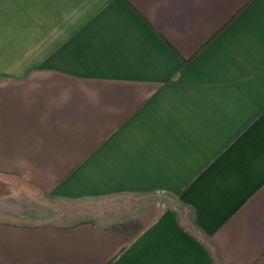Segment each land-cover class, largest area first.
Instances as JSON below:
<instances>
[{
	"label": "crops",
	"instance_id": "obj_1",
	"mask_svg": "<svg viewBox=\"0 0 264 264\" xmlns=\"http://www.w3.org/2000/svg\"><path fill=\"white\" fill-rule=\"evenodd\" d=\"M0 264H264V0H0Z\"/></svg>",
	"mask_w": 264,
	"mask_h": 264
},
{
	"label": "rangeland",
	"instance_id": "obj_2",
	"mask_svg": "<svg viewBox=\"0 0 264 264\" xmlns=\"http://www.w3.org/2000/svg\"><path fill=\"white\" fill-rule=\"evenodd\" d=\"M83 216H75L73 217L72 219H67L66 221H56L55 223H59V224H66L67 222L70 223V222H75V221H78L80 219H82Z\"/></svg>",
	"mask_w": 264,
	"mask_h": 264
}]
</instances>
